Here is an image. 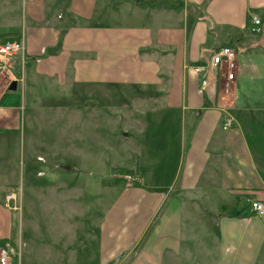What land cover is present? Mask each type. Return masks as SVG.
Listing matches in <instances>:
<instances>
[{
	"label": "crops",
	"instance_id": "0c3cea01",
	"mask_svg": "<svg viewBox=\"0 0 264 264\" xmlns=\"http://www.w3.org/2000/svg\"><path fill=\"white\" fill-rule=\"evenodd\" d=\"M251 11L264 0H0V40L22 39L25 64L21 100L0 76L9 264H264V213L245 203L264 201V21L251 31ZM228 44L232 79L210 65ZM10 65L20 74L19 55ZM24 110L62 139L38 124L37 168ZM126 169L136 184L111 181ZM71 174L92 178L79 188ZM1 177L21 183V213L3 206Z\"/></svg>",
	"mask_w": 264,
	"mask_h": 264
},
{
	"label": "built area",
	"instance_id": "2783aa9c",
	"mask_svg": "<svg viewBox=\"0 0 264 264\" xmlns=\"http://www.w3.org/2000/svg\"><path fill=\"white\" fill-rule=\"evenodd\" d=\"M249 29L258 32L264 21V12L251 11L248 15ZM24 43L20 38L2 39L0 40V76L5 77L6 85L11 80H15L19 86L23 85V74L19 72L17 76L14 75L10 58L19 55L20 65L23 63ZM237 53L235 49L229 45L219 46L210 56V65L217 67L225 73L226 79H232L234 76V69L236 66ZM206 80H202L203 86ZM231 124V117L227 114L223 115L222 127L227 128ZM117 171H114L113 176H117ZM122 177L127 183L137 180V175L128 172H122ZM20 192V185H9L6 187L3 196V206L14 211L19 210L17 203V195ZM247 209L250 213L261 215L264 213V201L254 198H245ZM18 252L7 241L0 244V264H9L12 255Z\"/></svg>",
	"mask_w": 264,
	"mask_h": 264
},
{
	"label": "rangeland",
	"instance_id": "374dc122",
	"mask_svg": "<svg viewBox=\"0 0 264 264\" xmlns=\"http://www.w3.org/2000/svg\"><path fill=\"white\" fill-rule=\"evenodd\" d=\"M23 65H25V64L22 63V67L20 69V72L22 74H23V69H24ZM22 90H23V88H22ZM22 90H21V88L19 86H17L15 91H12V93H15L17 95V97L19 98V100H21ZM32 102L33 103H38V98L36 97V99L34 101H32ZM22 103H23V100H22ZM47 114H48L47 117H50L52 115V113H47ZM23 115L28 118V123H27L28 127H26V131L31 134L32 139H33V142L30 144V148H31L30 150H31V153L33 154L30 161L31 162L36 161L37 163L36 164H32V167L37 168V166H38V158H37V155H38V143H37L36 139L38 138V124H39V127H40V132H42V138L47 142V144L49 142H53L54 144L56 142H60L61 143L62 139L55 136L56 126L54 124L46 125L45 122L41 121V125H40L39 120H41V116L43 115V113H40L39 111H31V112L25 111V112H23ZM44 120H47V119H44ZM18 147H20V144H19ZM18 147H17V149H18ZM89 149H91L89 144L80 142L79 145H78V150H79L80 154H82L83 152L87 153L89 151ZM18 153H21L20 149L17 151V154ZM84 163H87V161H84ZM121 170L124 171V169H121ZM122 171H117L118 172L117 176H113V174H112L111 178H110L111 181H118V182H121V183H127L122 177ZM69 172L71 173V171H69ZM24 177L25 176L22 175V173H20L19 178H24ZM91 178H92L91 175H83L82 176V175H72L71 174V176H70L71 181L70 182L75 184V185H77L80 188L81 186H85L86 185V183H84V181H88V179H91ZM1 180L4 181V187L9 186L10 184L12 185V183L9 181V179H4L3 177H1ZM64 180H66V179H64ZM57 181L59 182V180H57ZM66 181L68 182V180H66ZM97 183L98 182L96 181L95 184H97ZM20 186H21V183H20ZM86 187H84V188H86ZM94 189H97V188H94ZM20 192H21V188H20ZM79 195H80L79 199L85 200V201L86 200H90L91 197H92L91 195L87 194V192H85L84 195H82L81 192H80ZM95 195H96V199H98L99 193L95 194ZM18 205H19V203H18ZM16 212H17V210H16ZM18 212H20V213L22 212V209H21L20 205H19Z\"/></svg>",
	"mask_w": 264,
	"mask_h": 264
},
{
	"label": "water",
	"instance_id": "95a60500",
	"mask_svg": "<svg viewBox=\"0 0 264 264\" xmlns=\"http://www.w3.org/2000/svg\"><path fill=\"white\" fill-rule=\"evenodd\" d=\"M7 88H8L9 90H14V89H16V82H15V80H11V81L9 82Z\"/></svg>",
	"mask_w": 264,
	"mask_h": 264
},
{
	"label": "trees",
	"instance_id": "16d2710c",
	"mask_svg": "<svg viewBox=\"0 0 264 264\" xmlns=\"http://www.w3.org/2000/svg\"><path fill=\"white\" fill-rule=\"evenodd\" d=\"M228 45H229V44H228ZM125 172H128V173H133V174H135V172H133V171H131V170H129V169H126V170H125ZM135 175H136V174H135ZM136 183H137V180H136V181H133V182H131V184H136ZM4 241H5V240H3V239H2V240H0V244H1V243H3Z\"/></svg>",
	"mask_w": 264,
	"mask_h": 264
}]
</instances>
